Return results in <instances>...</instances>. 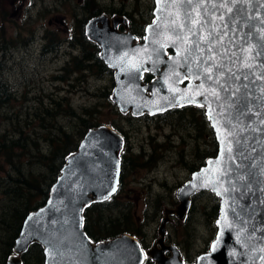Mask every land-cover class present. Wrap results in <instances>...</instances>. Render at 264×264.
<instances>
[{"label": "water", "instance_id": "water-1", "mask_svg": "<svg viewBox=\"0 0 264 264\" xmlns=\"http://www.w3.org/2000/svg\"><path fill=\"white\" fill-rule=\"evenodd\" d=\"M153 17L142 42L124 17L86 22V38L113 72L111 101L133 117L203 107L216 156L178 189L150 248L128 234L94 242L84 211L116 194L124 138L106 125L88 130L45 204L24 219L6 264H22L31 245L44 264H184L165 244L166 224L170 216L184 221L199 192L220 202L215 238L194 264H264V0H154ZM147 74L153 79L144 83Z\"/></svg>", "mask_w": 264, "mask_h": 264}, {"label": "rangeland", "instance_id": "rangeland-1", "mask_svg": "<svg viewBox=\"0 0 264 264\" xmlns=\"http://www.w3.org/2000/svg\"><path fill=\"white\" fill-rule=\"evenodd\" d=\"M86 1L0 0V39L7 45L0 50V75L18 97L13 105L0 109V134L5 130L9 135L13 133L7 129L13 119H7L6 123L3 119L6 115L12 117V114L19 116L26 132H33L31 127H25L28 118L23 120L24 113L34 105L32 99L47 95L66 97L77 112L88 110L97 120L115 124L125 138L127 169L133 163H145L152 155L146 160L151 162L150 168L136 166L124 172L120 195L121 202L130 209V228L135 231L141 228L143 244L148 248L158 237L163 209H174L178 205L177 190L190 179L192 172L216 155L217 144L204 117V109H184L162 116L136 118L130 114L122 115L112 102L114 106L108 103L104 93L112 94L113 74L98 78L93 73L79 77L68 73L65 82L55 81V76L64 77L65 71L61 70L67 67L70 56L78 54L69 48L67 42L77 33L79 24L75 18L82 19L79 6L83 3L86 6ZM96 1L103 14L126 17L132 34L141 42L145 27L153 20L154 0ZM46 32L54 33V39L63 41L56 55L41 56ZM24 93L26 100L22 97ZM59 121L70 130L74 129V121ZM35 134L39 141L37 136L41 134ZM31 138L34 139V135ZM38 150L43 155L47 153L46 144L41 140ZM31 153L23 159V170L47 177L48 170L36 161L37 152ZM2 178L3 170L0 171V180ZM3 192L4 189L0 188V214L8 200ZM219 202L213 193L200 192L191 199L186 220L179 222L173 218V224L167 227L166 243L176 246L182 259H189V264H194L196 258L209 249L215 235L212 230L213 208L217 206L218 209ZM159 203L163 206L159 207ZM108 216L111 215L104 214V220ZM134 238L140 242L139 238Z\"/></svg>", "mask_w": 264, "mask_h": 264}, {"label": "trees", "instance_id": "trees-1", "mask_svg": "<svg viewBox=\"0 0 264 264\" xmlns=\"http://www.w3.org/2000/svg\"><path fill=\"white\" fill-rule=\"evenodd\" d=\"M86 4V6H84V3L79 6L83 12V17L80 21L79 18H75V22L79 24L77 33L73 40L67 42L69 48L78 51V54L70 56L69 62L65 65L67 67L61 70L62 72L65 71L63 73L64 77L61 75L54 77L57 82H65V75L67 76L68 73H70L69 76L75 77L83 74L92 75V73L98 78L112 75V71L99 59L97 46L90 42L84 34L85 23L89 19L100 16L103 13L98 10L96 0H87ZM53 34L45 33L44 40H42L41 56H53L60 50L63 41L54 39L52 37ZM6 46V41L0 39V50L3 51ZM150 78L147 75L145 80L148 81ZM16 94V91L0 75V109L4 106L9 107L14 102H17L18 97ZM104 95L107 97L108 103L114 106L110 101V93L105 92ZM22 97L26 100V93ZM32 100L34 105L24 113L25 117L23 120L28 118L25 121V127H31L33 132L30 130L26 132L23 129V122L17 114H12V117H8L9 115L3 117L5 123L7 119H13L10 122V127H6L11 129L13 133L9 135L7 130H5L4 133L0 134V171L3 170L4 172V178L0 180V188L4 189L3 193L8 199L6 205L1 208L0 214V264H6L26 216L45 204L49 189L60 175L65 158L77 150L85 133L100 125H108L122 134L115 124L97 120V117L90 115L88 110H83L82 113L77 112L66 97L58 96L54 98V96L47 95ZM47 100L48 102L44 103ZM60 119L74 121V129L70 130L67 126H64L59 121ZM41 131H44V133H41ZM35 133L41 134V136H37L40 137L39 141L35 139V135H37ZM31 135H34V139L31 138ZM40 140L46 144L47 153L45 155L38 150ZM32 151L37 152L36 161L48 170L49 175L47 177L43 174H34L30 170H26L27 173H25L23 170V159H25L26 155H32ZM126 151L124 149L120 155L121 173L117 193L108 201L92 204L84 211V231L94 242L128 234L139 238L142 247L147 248L142 241L144 234L141 228L136 231L130 228V209L121 202L120 195L124 172L130 168L133 170L136 166L150 168L151 162H146V160L151 159L152 155L145 160V163L142 162L139 165L133 163L127 169ZM161 206L163 205L159 203V207ZM155 210L156 212L158 211L157 209ZM213 213V219H216L218 216L217 206L213 208ZM104 214H110L111 216L104 220ZM214 222L215 220L212 222L213 234H215ZM21 259L22 264H44L43 251L38 245H32L22 255ZM184 260L186 264H189L188 258ZM144 264L154 263L147 259Z\"/></svg>", "mask_w": 264, "mask_h": 264}, {"label": "flooded vegetation", "instance_id": "flooded-vegetation-1", "mask_svg": "<svg viewBox=\"0 0 264 264\" xmlns=\"http://www.w3.org/2000/svg\"><path fill=\"white\" fill-rule=\"evenodd\" d=\"M106 15V14H105ZM107 16H109V15H107ZM112 16H114V15H112ZM112 16H109V17H112ZM128 20V19H127ZM128 23H129V21H128ZM119 31H124V28L122 27V25H119L118 26V28H117ZM128 29L130 30V26H128ZM131 31V30H130ZM138 39V38H137ZM148 75V74H147ZM147 75H145L144 76V78H143V82L144 83H148V82H150L152 79H153V77L151 76V75H149L151 78L148 80V81H146L145 80V77L147 76ZM184 109H191V110H193V111H195V110H200L201 108H199L198 106H184V107H181V108H173V109H171V110H169V111H167V112H174V111H177V112H179V111H181V110H184ZM167 112H165V113H163V114H166ZM120 113V112H119ZM126 114H130V113H126ZM126 114H122V115H126ZM163 114H160L161 116L163 115ZM131 115V114H130ZM144 115H146V114H144ZM144 115H142V116H144ZM132 116V115H131ZM142 116H140V117H142ZM147 116L148 117H155V116H149V115H146V116H144L145 118H147ZM156 116H159V115H156ZM133 117V116H132ZM136 118H139V117H136ZM173 219H170V222H168L166 225H171V224H173ZM151 246V245H150ZM148 248H150V247H148Z\"/></svg>", "mask_w": 264, "mask_h": 264}]
</instances>
